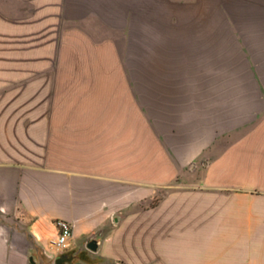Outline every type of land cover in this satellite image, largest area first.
<instances>
[{
    "label": "crops",
    "instance_id": "obj_1",
    "mask_svg": "<svg viewBox=\"0 0 264 264\" xmlns=\"http://www.w3.org/2000/svg\"><path fill=\"white\" fill-rule=\"evenodd\" d=\"M214 7L192 41L166 32L145 72L82 74L100 119L65 122L46 165L0 159V264L54 253L59 220L90 257L105 226L126 214L147 231L170 208L209 226L210 264H264V0Z\"/></svg>",
    "mask_w": 264,
    "mask_h": 264
},
{
    "label": "rangeland",
    "instance_id": "obj_2",
    "mask_svg": "<svg viewBox=\"0 0 264 264\" xmlns=\"http://www.w3.org/2000/svg\"><path fill=\"white\" fill-rule=\"evenodd\" d=\"M214 2L0 0V159L46 165L50 143L66 131L65 122L100 119V107L89 103L92 98L80 86L88 82L82 74L145 72L151 50L160 55L166 32L192 41L194 28L208 25ZM201 177H186L179 184H198ZM169 191L153 199L154 212L169 200ZM176 211L183 213L170 208V217L154 216L147 231L144 218L130 225L125 214L100 230V254L41 250L28 264H55L63 254L74 256L65 264L218 261L210 257L209 226L194 228L187 217L183 225L177 224Z\"/></svg>",
    "mask_w": 264,
    "mask_h": 264
},
{
    "label": "built area",
    "instance_id": "obj_3",
    "mask_svg": "<svg viewBox=\"0 0 264 264\" xmlns=\"http://www.w3.org/2000/svg\"><path fill=\"white\" fill-rule=\"evenodd\" d=\"M57 226L59 232L55 238L50 240L52 249L56 255L62 254L70 249L75 225L74 222L68 220H59Z\"/></svg>",
    "mask_w": 264,
    "mask_h": 264
},
{
    "label": "water",
    "instance_id": "obj_4",
    "mask_svg": "<svg viewBox=\"0 0 264 264\" xmlns=\"http://www.w3.org/2000/svg\"><path fill=\"white\" fill-rule=\"evenodd\" d=\"M87 247L92 250L96 251L98 248L97 241L96 239H92L87 243ZM73 255H68V254H63L56 258L55 264H65L67 262H71L73 260Z\"/></svg>",
    "mask_w": 264,
    "mask_h": 264
},
{
    "label": "flooded vegetation",
    "instance_id": "obj_5",
    "mask_svg": "<svg viewBox=\"0 0 264 264\" xmlns=\"http://www.w3.org/2000/svg\"><path fill=\"white\" fill-rule=\"evenodd\" d=\"M68 255H70V254H68Z\"/></svg>",
    "mask_w": 264,
    "mask_h": 264
}]
</instances>
